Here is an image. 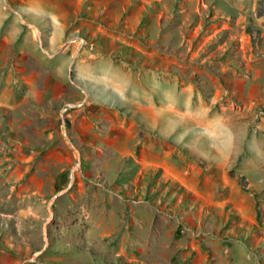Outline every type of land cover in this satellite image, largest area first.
I'll use <instances>...</instances> for the list:
<instances>
[{
    "label": "rangeland",
    "instance_id": "1",
    "mask_svg": "<svg viewBox=\"0 0 264 264\" xmlns=\"http://www.w3.org/2000/svg\"><path fill=\"white\" fill-rule=\"evenodd\" d=\"M86 13L75 36L136 73L152 106L100 103L119 112L95 121L121 139L92 159L51 143L50 128L19 127L22 109L0 113V264H236L235 243L264 264V191L247 189L239 160L220 159L203 128L161 111L224 110L232 129L245 116L255 128L264 0H94Z\"/></svg>",
    "mask_w": 264,
    "mask_h": 264
},
{
    "label": "crops",
    "instance_id": "2",
    "mask_svg": "<svg viewBox=\"0 0 264 264\" xmlns=\"http://www.w3.org/2000/svg\"><path fill=\"white\" fill-rule=\"evenodd\" d=\"M93 2L94 0H0L2 118H6L7 112L22 109L24 122L19 127L31 126L39 135L50 128L48 138L51 143L63 142L67 144L68 155L72 152V147L79 157L88 154L89 159H92V154L105 152L101 146L107 147L114 140L121 139L119 132L100 128L95 121V118H102L100 112H119L115 108L103 109L99 106L100 103L119 98L137 105H142L143 102L145 107L152 106L151 94L139 81L136 73L103 55L102 51L96 49L99 45L93 49L75 36L80 25L77 21L82 15L88 14L86 12L91 10ZM91 23H95L94 20ZM72 78L79 85L73 91L70 89L66 92ZM96 93L109 94L113 98L103 99L102 95L97 96ZM45 102L47 107H40ZM68 103L73 107L65 110L64 106ZM30 105L32 107H26ZM176 107L178 106L175 104L170 105L161 111L175 109L177 117L191 122L195 129L203 128L205 135L211 137L208 142L210 148L219 154L220 159L230 162L239 160V173L245 178L247 189L264 191L262 116L259 115L253 122L255 128H249L245 116L248 107H243L241 116H245V120H240L237 131L232 129L231 117L224 110L205 120L200 118L193 107L191 110ZM258 109L259 114L262 113L263 107ZM172 117L173 113L168 119L173 120ZM44 119L47 122L41 124ZM110 122V127L116 126L112 119ZM221 125L228 127L220 129ZM3 155L0 150V159ZM233 246L236 264H254L250 255L246 258L240 244L235 243ZM36 252L40 253L42 250Z\"/></svg>",
    "mask_w": 264,
    "mask_h": 264
},
{
    "label": "trees",
    "instance_id": "3",
    "mask_svg": "<svg viewBox=\"0 0 264 264\" xmlns=\"http://www.w3.org/2000/svg\"><path fill=\"white\" fill-rule=\"evenodd\" d=\"M127 49H128V47H125V46H124V47H123V48H121L119 51H121V52H122V51H124V50H127ZM119 54H120V53H119ZM119 56H120V55H119ZM118 58H119V57H117V56H114V59H116V60H117ZM157 139H158V140H160V142H163V143H169L167 140H165L164 138H162V137H160V136H157ZM243 224H244V225H246V223H245V222H243Z\"/></svg>",
    "mask_w": 264,
    "mask_h": 264
},
{
    "label": "built area",
    "instance_id": "4",
    "mask_svg": "<svg viewBox=\"0 0 264 264\" xmlns=\"http://www.w3.org/2000/svg\"><path fill=\"white\" fill-rule=\"evenodd\" d=\"M69 106H70V105L68 104L66 107H69ZM66 107L64 108L65 110L67 109Z\"/></svg>",
    "mask_w": 264,
    "mask_h": 264
}]
</instances>
